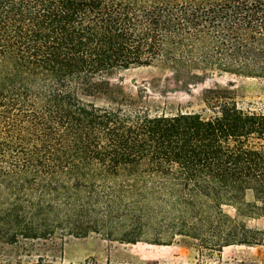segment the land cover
Returning <instances> with one entry per match:
<instances>
[{"label":"trees","instance_id":"1","mask_svg":"<svg viewBox=\"0 0 264 264\" xmlns=\"http://www.w3.org/2000/svg\"><path fill=\"white\" fill-rule=\"evenodd\" d=\"M154 64L190 86L264 79V0H0L2 245L89 234L186 236L217 254L263 245L245 219L264 218V110L215 85L207 117L151 115L108 80Z\"/></svg>","mask_w":264,"mask_h":264},{"label":"rangeland","instance_id":"2","mask_svg":"<svg viewBox=\"0 0 264 264\" xmlns=\"http://www.w3.org/2000/svg\"><path fill=\"white\" fill-rule=\"evenodd\" d=\"M108 80L125 95L139 96L148 102L151 115L181 111L207 117L210 113L201 100L202 93L215 85L233 90L239 107L264 110V79L224 75L190 86L175 80L162 64H154L115 72ZM89 100L97 106L109 105L102 96ZM245 201H253L252 192L245 193ZM224 211L233 214L229 206L224 207ZM245 222L248 227L264 232V218L245 219ZM39 257L61 264H264V241L261 246L228 247L220 254L201 249L195 240L186 236H174L161 244L121 243L102 234L65 236L53 241H19L13 246L0 242V262L34 261Z\"/></svg>","mask_w":264,"mask_h":264}]
</instances>
